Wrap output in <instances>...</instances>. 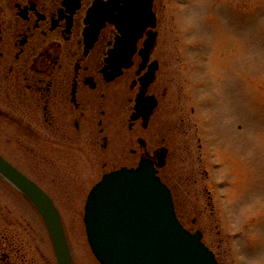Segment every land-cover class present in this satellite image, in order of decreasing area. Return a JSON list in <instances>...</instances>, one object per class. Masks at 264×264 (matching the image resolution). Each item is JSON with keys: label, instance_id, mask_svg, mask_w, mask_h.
Listing matches in <instances>:
<instances>
[{"label": "rangeland", "instance_id": "1", "mask_svg": "<svg viewBox=\"0 0 264 264\" xmlns=\"http://www.w3.org/2000/svg\"><path fill=\"white\" fill-rule=\"evenodd\" d=\"M155 4L177 106L163 131L176 212L230 264H264V0ZM76 171L86 194L99 175L82 160ZM58 187L48 190L64 194ZM84 201L57 207L73 264H99L85 233ZM1 213L0 226L8 219L40 264H57L37 211L0 182Z\"/></svg>", "mask_w": 264, "mask_h": 264}, {"label": "flooded vegetation", "instance_id": "2", "mask_svg": "<svg viewBox=\"0 0 264 264\" xmlns=\"http://www.w3.org/2000/svg\"><path fill=\"white\" fill-rule=\"evenodd\" d=\"M111 1L0 0V155L56 205L86 200L88 192L76 171L80 160L100 180L107 172L135 168L147 159L170 187L165 169L170 148L163 131L177 106L168 92L172 64L164 62L169 54L158 40L156 0V26L146 27L129 65L115 76L108 60L121 37L116 24L106 21L91 45L84 35L90 8ZM154 35V45L145 53V42ZM150 72L152 79L145 84ZM161 152L163 166L158 165ZM58 184L64 194L50 193L48 188ZM3 224L0 264H40L36 249L23 246L8 219ZM207 246L217 264H230L224 250Z\"/></svg>", "mask_w": 264, "mask_h": 264}, {"label": "water", "instance_id": "3", "mask_svg": "<svg viewBox=\"0 0 264 264\" xmlns=\"http://www.w3.org/2000/svg\"><path fill=\"white\" fill-rule=\"evenodd\" d=\"M118 2H123V6L118 7ZM151 5L152 0H117L112 5L95 3L86 20L88 45L109 20L122 32L118 47L129 44L132 53L143 29L154 25ZM154 42L155 35L147 39L145 53ZM116 58L117 49L108 61L111 76L129 65ZM152 74L147 75L145 84L152 79ZM151 107L147 108L146 116ZM158 158V165L163 166L165 153H160ZM0 176L40 215L58 264H73L60 214L51 198L1 155ZM83 222L89 246L100 264H217L213 253L201 241V233H192L182 226L175 214L170 190L147 159L141 160L136 168L123 167L104 174L88 194Z\"/></svg>", "mask_w": 264, "mask_h": 264}]
</instances>
